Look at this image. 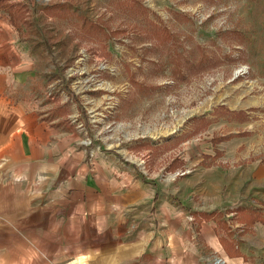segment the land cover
Segmentation results:
<instances>
[{"label": "rangeland", "instance_id": "obj_1", "mask_svg": "<svg viewBox=\"0 0 264 264\" xmlns=\"http://www.w3.org/2000/svg\"><path fill=\"white\" fill-rule=\"evenodd\" d=\"M0 17L32 64L14 95L86 157L154 182L264 167V0H0ZM58 244L0 264H65Z\"/></svg>", "mask_w": 264, "mask_h": 264}, {"label": "crops", "instance_id": "obj_2", "mask_svg": "<svg viewBox=\"0 0 264 264\" xmlns=\"http://www.w3.org/2000/svg\"><path fill=\"white\" fill-rule=\"evenodd\" d=\"M22 49L0 17V261L17 248L45 257L54 242L65 264H264V167L154 182L86 157L74 133L14 95L33 81Z\"/></svg>", "mask_w": 264, "mask_h": 264}, {"label": "built area", "instance_id": "obj_3", "mask_svg": "<svg viewBox=\"0 0 264 264\" xmlns=\"http://www.w3.org/2000/svg\"><path fill=\"white\" fill-rule=\"evenodd\" d=\"M190 218L192 219L193 217L190 215ZM224 261L225 260L222 257L215 256L208 264H223Z\"/></svg>", "mask_w": 264, "mask_h": 264}, {"label": "trees", "instance_id": "obj_4", "mask_svg": "<svg viewBox=\"0 0 264 264\" xmlns=\"http://www.w3.org/2000/svg\"><path fill=\"white\" fill-rule=\"evenodd\" d=\"M4 6L9 8V5H8V4H7V5H4ZM260 219H261L262 221H264V217H260Z\"/></svg>", "mask_w": 264, "mask_h": 264}]
</instances>
